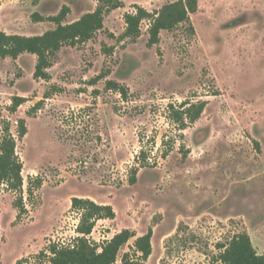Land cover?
Instances as JSON below:
<instances>
[{"label":"rangeland","instance_id":"rangeland-1","mask_svg":"<svg viewBox=\"0 0 264 264\" xmlns=\"http://www.w3.org/2000/svg\"><path fill=\"white\" fill-rule=\"evenodd\" d=\"M175 1L0 0V32L24 37L54 30L48 18L63 6V24L103 9V28L62 46L46 80L33 77L35 55L0 57V140L8 127L23 179L20 190L0 184V264H51L53 248L100 246L123 230L136 237L115 264L149 230L144 264H222L219 247L242 233L264 254V0H198L154 45L146 19L138 38L124 36L137 7ZM14 97L24 102L13 112ZM198 102L194 123L176 114ZM72 198L115 216L80 235Z\"/></svg>","mask_w":264,"mask_h":264},{"label":"trees","instance_id":"trees-1","mask_svg":"<svg viewBox=\"0 0 264 264\" xmlns=\"http://www.w3.org/2000/svg\"><path fill=\"white\" fill-rule=\"evenodd\" d=\"M110 2V1H109ZM106 2V3H109ZM119 8V4L112 6ZM198 9V0H177L164 5L159 11L150 14L143 8L137 7L136 14H127V25L124 36L135 40L139 37V25L142 20H149V44L154 45L159 41L161 31H170L179 24L189 21V15ZM70 12L67 6H63L60 13L49 17L48 21L56 25L41 36L24 37L7 35L0 32V57L16 59L22 54H31L37 57L34 79L46 80L49 78L46 69L50 67V58L64 45H74L89 41L96 32L103 28V9L98 7L94 12L82 15L77 21L63 24ZM36 19H42L38 14ZM108 89L118 91L126 96V88L120 87L116 82L108 81ZM24 98L12 99L11 111L22 105ZM172 108V107H171ZM176 112L182 121L192 124L197 121L205 108V102L196 104L183 103ZM35 109V107L33 108ZM173 109V108H172ZM18 139H23L27 133L26 121L18 120ZM15 139L5 128V135L0 140V184L5 183L12 190L22 188L21 176L22 164L16 152ZM141 155H143L141 153ZM135 183V177L130 178V184ZM72 208L83 212L81 224L77 231L80 235L87 236L92 232L94 223L101 219H113L114 211L110 206L98 205L92 200L72 198ZM136 236L129 230H123L114 235L109 241L100 246H91L85 238H78L73 249L57 250L53 248L51 264H115L120 249L128 241ZM152 231L134 240L132 254H124L121 264H144L151 254ZM221 252L217 258L222 264H264V254H258L254 249L247 233L234 236L225 246L219 247Z\"/></svg>","mask_w":264,"mask_h":264}]
</instances>
